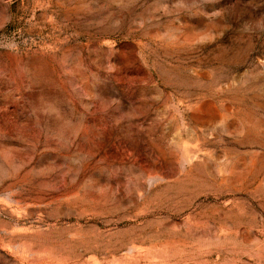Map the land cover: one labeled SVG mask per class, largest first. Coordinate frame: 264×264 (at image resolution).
<instances>
[{"label": "rangeland", "instance_id": "obj_1", "mask_svg": "<svg viewBox=\"0 0 264 264\" xmlns=\"http://www.w3.org/2000/svg\"><path fill=\"white\" fill-rule=\"evenodd\" d=\"M0 264H264V0H0Z\"/></svg>", "mask_w": 264, "mask_h": 264}]
</instances>
